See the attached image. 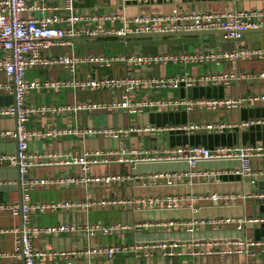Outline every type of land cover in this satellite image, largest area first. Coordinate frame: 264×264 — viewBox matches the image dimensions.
Masks as SVG:
<instances>
[{
  "label": "crops",
  "instance_id": "crops-1",
  "mask_svg": "<svg viewBox=\"0 0 264 264\" xmlns=\"http://www.w3.org/2000/svg\"><path fill=\"white\" fill-rule=\"evenodd\" d=\"M29 5L57 7L62 16L70 14L78 20L73 24L62 22L65 29L73 27L78 35L65 37L42 50L47 58L66 54H102L106 57L158 56L201 53L207 50L229 51L237 43L224 37L222 32L173 36H143L122 38L115 33L123 24L122 17L176 18L195 12H221L225 10L264 11V0H75L70 12L64 11L63 0H28ZM39 11L25 14L28 18L40 16ZM94 18V19H92ZM90 32L91 34H89ZM138 34V33H127ZM140 34V33H139ZM142 34V33H141ZM248 48L264 46V31L249 30L243 36ZM264 71V60L240 59L205 63L155 62L133 65L120 58L110 66L81 64L75 71L78 78L104 76L132 77L150 80L187 72L191 76L233 73L238 79L226 83H196L192 87L153 88L142 83L129 92L130 101L137 107L133 112L125 109L78 110L71 108L87 103H111L121 100V89L98 90L86 88L28 89L25 104L32 107H63L60 112L34 113L29 116L27 129L33 134L27 140V151L43 155L65 152H101L131 150L124 161L112 159L91 166L82 172L78 166L66 164L34 165L24 174L16 166L0 164V205L29 203L33 207L29 219L23 223L21 215L9 209H0V264H24L13 256L16 232L25 226L54 227L73 225L66 232H42L32 240L34 264H63L62 251H75L73 264H264V155L250 159L257 172L254 183L233 172L237 159L199 160L194 167L185 161H135L141 152L160 154L177 147H204L210 150L233 146L256 147L264 151V104L261 101L245 103L240 108L202 106L187 107L185 102L198 100L235 99L264 95V79L253 78ZM71 74L62 66H36L26 71L25 80L40 84L54 80H68ZM6 76L0 72V84ZM158 102L157 106H141L144 102ZM14 103V95L0 88V107ZM234 124L223 132L187 129L189 125ZM16 117H0V154H14L16 140L3 134L14 130ZM154 127L156 131H145ZM106 128L133 129L113 138L104 134H61L43 137L49 129ZM135 151V153H134ZM57 158V156H55ZM189 171L190 176H177L172 185L166 183L165 173L177 175ZM118 174L121 180L78 181L72 184L55 183L54 179L103 177ZM42 179L23 191L21 180ZM27 196V200L25 199ZM218 195L217 201L211 196ZM222 196H229L223 201ZM176 199V206L164 203L151 206L140 199ZM132 200L133 203L102 205L99 202ZM52 202H71V207L58 211H40L36 206ZM76 203L80 205H76ZM229 218L231 222H222ZM173 221L174 226L165 223ZM203 221V223H201ZM193 223L192 231L188 230ZM85 224L118 225L110 234L97 232L88 237L81 227ZM241 226L238 228L237 226ZM20 234V233H19ZM176 242L175 255L162 256L158 244ZM253 242L254 244H250ZM119 245L127 251L108 258L87 250ZM133 247L134 249H128ZM198 252L192 255L191 252ZM181 252V254H178ZM226 252V253H222ZM230 252V253H228Z\"/></svg>",
  "mask_w": 264,
  "mask_h": 264
},
{
  "label": "built area",
  "instance_id": "built-area-1",
  "mask_svg": "<svg viewBox=\"0 0 264 264\" xmlns=\"http://www.w3.org/2000/svg\"><path fill=\"white\" fill-rule=\"evenodd\" d=\"M28 0H0V72L6 76V81L0 84V88L9 91L14 95V103L9 106L0 107V117L15 116L16 127L14 130H4L3 134L12 137L16 140V152L14 154H0V164L6 163L9 166H18L20 174H24L28 168L34 165H47V164H66L78 166L81 171L86 172L91 166L100 163L110 162L112 159L117 161H124L126 156H131V150L121 152L108 151L107 153L101 152H82L79 154L72 152H65L59 155H52L47 153L45 157L48 161L44 162L43 155L37 153H29L26 149L27 140L31 137V133L26 123L29 116L34 113L43 112H60L64 110L63 107L54 106H41L32 107L25 104V93L28 89L47 88V89H61L72 88L76 91L86 88H94L98 90L107 89H121L124 94L120 101L111 103H87L79 104L71 109L78 110H107L125 109L128 112H133L137 107L133 104L128 94L130 91L138 88L142 83H148L153 88H178L184 86L186 88L192 87L196 83H226L229 79H238L233 73H218L206 74L199 76H191L187 72L176 74L168 77H154L150 80H142L132 77H113L104 76L102 78H78L75 76L76 69L81 64H96L98 66H110L120 58L126 62L138 65L142 63H155V62H173V63H205V62H219V61H237L240 59H259L264 60V46L258 48H248L243 44L244 34L253 29L264 28V11H251V10H225L221 12H204L195 13L190 12L176 18H149L134 16L125 18L122 17V26L115 31L119 35L131 33H165V32H185V31H221L225 38L237 43L232 50L229 51H216L207 50L201 53L181 54L178 56L172 55H158V56H144V55H131L121 57H106L102 54H66L56 57L47 58L41 53L42 50L47 49L53 43L60 41L65 37L78 35L79 31L73 30V27L65 29L61 26L62 22L68 21L73 24L78 20L70 14L62 16L58 12L57 7L51 8L49 13H44L48 7L42 5H29ZM62 6L64 11L70 12L75 0H63ZM140 2H154L157 0H136ZM176 1V0H174ZM234 1V0H232ZM248 1V0H243ZM33 11H39V17L28 18L25 14ZM94 19V18H92ZM91 34L90 32H88ZM62 66L71 74L68 80H54L40 84L37 82H28L25 80V73L27 70L36 67H52ZM256 79H264V71H260L252 75ZM261 101L264 104V95L246 96L235 99H220V100H198L195 102H185L187 107L195 105L202 106L208 109H216L218 107L225 108H240L245 103ZM158 102H144L141 106H157ZM234 124H206V125H189L187 129H204L206 131L223 132L224 130L235 127ZM133 129H67L66 131L58 129H49L40 135L43 137H56L61 134H78V135H95L104 134L113 138H118L125 135ZM145 131H156L154 127H146ZM135 153V151H134ZM264 155L261 147H242L233 146L226 148H216L210 150L204 147H177L174 149H167L160 154L141 152L135 161H150V160H166V161H185L189 167H194L195 163L199 160L211 159H237L239 161L238 168L233 172L242 178H248L250 182L254 183L257 172L251 168L250 159L253 156ZM57 156V158H55ZM160 176L166 178V183L172 185L176 182L177 176H190L189 171H185L179 175L176 173H165ZM122 177L118 174H110L103 177H85L84 175L77 178L66 177L63 179L52 180L55 183L72 184L78 181L87 183L89 181H103L105 183L121 180ZM48 182L42 179H29L21 180V187L23 191L37 184ZM220 197L218 195L211 196V199L217 201ZM27 200V196L25 195ZM223 201H229V196H222ZM139 202H146L151 206H156L164 203L166 207L173 208L176 206V199L168 197L166 200L159 199H140ZM123 203H133L132 200H112L107 202H99V204L117 205ZM71 202H52L48 204H40L36 206L40 211L50 210L58 211L60 209L69 208L72 206ZM76 205H80L76 203ZM33 206L29 203H13L7 205H0V209H9L13 215H21L23 223L29 219V212ZM264 221V219H261ZM222 222H231L229 218L222 219ZM203 223V221H201ZM166 226H174L175 222L169 221L165 223ZM188 230L192 231L193 223L189 224ZM118 225H88L85 224L81 230L85 235L91 237L97 232L103 235L110 234ZM241 228V226H237ZM75 229L73 225H60L54 227H23L19 233L18 230L15 236V248L13 256L21 258L24 264H34V253L32 248V240L42 232H66ZM250 244H254L250 242ZM155 247L161 249L162 256L172 257L175 255V248L178 247L176 242L166 244H158ZM128 249H134L130 247ZM127 251V247L119 245L109 246L106 248L93 249L85 253H99L108 258H112L116 253ZM226 253V252H222ZM230 253V252H228ZM64 257L63 264H73L71 256L75 251H62L59 253ZM181 254V252H178ZM192 255H197L198 252H191Z\"/></svg>",
  "mask_w": 264,
  "mask_h": 264
},
{
  "label": "water",
  "instance_id": "water-1",
  "mask_svg": "<svg viewBox=\"0 0 264 264\" xmlns=\"http://www.w3.org/2000/svg\"><path fill=\"white\" fill-rule=\"evenodd\" d=\"M256 31H264V28H258V29H254ZM210 32H214V31H183V32H165V33H142V34H123V35H115L118 37H122V38H128V37H143V36H173V35H189V34H202V33H210ZM216 32H221V31H216ZM16 168L18 169V166H16Z\"/></svg>",
  "mask_w": 264,
  "mask_h": 264
}]
</instances>
